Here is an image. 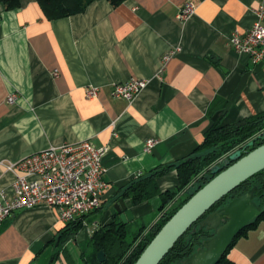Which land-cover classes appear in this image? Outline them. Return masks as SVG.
I'll use <instances>...</instances> for the list:
<instances>
[{"label":"crops","instance_id":"0c3cea01","mask_svg":"<svg viewBox=\"0 0 264 264\" xmlns=\"http://www.w3.org/2000/svg\"><path fill=\"white\" fill-rule=\"evenodd\" d=\"M20 1L16 9L0 1V193H14L19 171L7 166L83 141L105 149L108 188L99 209L75 220L82 226L66 243L59 236L69 223L58 209L13 213L0 226V264H94L81 239L120 220L97 214L119 200L124 186L191 156L212 126L264 113V61L254 64L230 42L234 32L244 36L252 28L264 0H125L117 6L95 0L83 13L57 20L48 19L37 0ZM187 2L195 13L181 20ZM131 79L148 85L132 101L112 96L115 84ZM91 86L99 89L94 99L86 95ZM151 139L157 144L147 152ZM157 182L162 192L175 190L177 171ZM122 199L135 217L160 204L151 228L170 207L161 211L160 197L139 205ZM228 257L234 264H264V219L234 242Z\"/></svg>","mask_w":264,"mask_h":264},{"label":"trees","instance_id":"16d2710c","mask_svg":"<svg viewBox=\"0 0 264 264\" xmlns=\"http://www.w3.org/2000/svg\"><path fill=\"white\" fill-rule=\"evenodd\" d=\"M0 1L7 9H16L21 6L20 0ZM94 1L95 0H37L45 16L50 20H57L83 13ZM109 1L114 6H117L125 0ZM263 132L264 113L257 114L235 125L222 127L218 124L214 125L206 132L203 143L191 156L176 163L161 166L151 171L145 177L131 180L122 188V195L119 196L118 199L130 198L134 205H139L155 197H160L162 199L161 211L170 207L164 213L162 219L151 228L146 236L140 239L143 232L146 230V228H144L134 238L133 243L125 242L127 237V226L123 224L121 220L112 222L110 225L97 231L92 239L95 244V253L97 254L103 251L107 260L103 263H99L94 258V264H135L153 238L170 218L196 192L214 178L211 172L212 167L237 149L245 148L251 141H255V144L252 147H246L244 155L264 144V138L260 137ZM173 170L177 171L179 185L175 190L162 192L157 181L160 177ZM254 187H257V190L253 196V200L256 202L258 201V205L262 208L264 206V170L242 183L230 194L226 195L212 207L208 213L220 206L228 204ZM180 194H182V197H180ZM261 219H264V214L260 219L246 228L235 241L244 235L248 229L255 226ZM81 226L82 222L79 221L69 223L66 228L61 231L59 243H66L72 239ZM196 226L195 232L193 231V226L178 240L160 264H181L183 260L191 257L195 253L201 246L203 239L209 234L205 229H200L199 223H196ZM218 264L234 263L229 259L227 252Z\"/></svg>","mask_w":264,"mask_h":264},{"label":"built area","instance_id":"2783aa9c","mask_svg":"<svg viewBox=\"0 0 264 264\" xmlns=\"http://www.w3.org/2000/svg\"><path fill=\"white\" fill-rule=\"evenodd\" d=\"M195 4H184L178 18L187 20L195 13ZM257 21L244 36L234 32L231 44L240 54H247L254 64L264 61V6L255 11ZM166 56L164 59L168 60ZM58 76V72L54 73ZM148 85L146 80L131 79L115 84L112 96L128 101L134 100ZM97 87L87 88V98L98 96ZM17 95L8 97L15 103ZM157 140H148L146 151H151ZM105 149L96 148L90 141L78 144H63L27 156L7 168L15 173L13 196L0 193V226L13 213L45 205L59 210L60 218L71 223L85 217L102 206L108 183L104 179L102 157ZM142 175V174H140Z\"/></svg>","mask_w":264,"mask_h":264},{"label":"water","instance_id":"95a60500","mask_svg":"<svg viewBox=\"0 0 264 264\" xmlns=\"http://www.w3.org/2000/svg\"><path fill=\"white\" fill-rule=\"evenodd\" d=\"M264 138V133L260 136ZM251 141L246 147H252ZM245 148H239L212 167L211 179L196 192L162 227L135 264H160L178 240L197 222L200 229L214 231L215 236L204 240L202 247L183 264H218L234 244L235 239L253 222L264 214L253 200L257 187L232 200L227 205L207 215L210 209L226 195L256 174L264 170V144L244 155ZM114 216L118 215L123 224L135 219L124 199L112 205ZM204 218V216H206ZM98 262L107 260L103 251L98 252Z\"/></svg>","mask_w":264,"mask_h":264},{"label":"rangeland","instance_id":"374dc122","mask_svg":"<svg viewBox=\"0 0 264 264\" xmlns=\"http://www.w3.org/2000/svg\"><path fill=\"white\" fill-rule=\"evenodd\" d=\"M157 202H159L158 199H155ZM160 204L159 206H156V209L153 210L152 208L147 211L144 215L141 217H135L134 220L129 221L127 226V237L125 239V242L133 243L134 238L138 235V233L143 230L144 228H147V231L151 228L152 224L159 218L160 216ZM110 213L112 215V207L110 205L105 206L98 214L97 219H100L101 216L105 215V213ZM75 239V238H74ZM82 248L86 254L94 253L95 259L98 261V253H95V244L92 238L89 234H87L86 239L82 238ZM74 245L76 244L74 240L71 241ZM71 247V246H70ZM77 249V247H76ZM78 250V249H77ZM79 252V251H78ZM84 264V262H83Z\"/></svg>","mask_w":264,"mask_h":264},{"label":"flooded vegetation","instance_id":"af4514ba","mask_svg":"<svg viewBox=\"0 0 264 264\" xmlns=\"http://www.w3.org/2000/svg\"><path fill=\"white\" fill-rule=\"evenodd\" d=\"M255 202H256V201H255ZM257 202H258V201H257ZM257 202H256V203H257ZM225 205H227V204H225ZM225 205H224V206H225ZM257 205H258V203H257ZM258 206H259V205H258ZM221 207H223V206H220L219 208H221ZM259 207H260V206H259ZM219 208H217V209H219ZM217 209H214V210L211 211L210 213L216 211ZM209 211H210V210H209ZM210 213H208L207 215H209ZM207 215H206L205 217H207ZM205 217H204V218H205ZM197 223H198V222H197ZM195 225H196V224H195ZM193 229H194V228H193ZM205 230H206V229H205ZM206 231H207V230H206ZM207 232H209V234L207 235V237H205V238L203 239V241H204V240L211 239V238H213V237L215 236V232H214V231H207ZM203 241H202V242H203ZM200 247H202V244H201ZM200 247H199V248H200ZM199 248H198V249H199ZM196 251H197V250H196ZM196 251H195V252H196ZM191 257H192V256H191ZM191 257H189V258H191ZM187 259H188V258H187ZM187 259H185V260H187ZM185 260H183V261L181 262V264H183V262H184Z\"/></svg>","mask_w":264,"mask_h":264},{"label":"bare ground","instance_id":"6f19581e","mask_svg":"<svg viewBox=\"0 0 264 264\" xmlns=\"http://www.w3.org/2000/svg\"><path fill=\"white\" fill-rule=\"evenodd\" d=\"M264 133V132H263Z\"/></svg>","mask_w":264,"mask_h":264}]
</instances>
